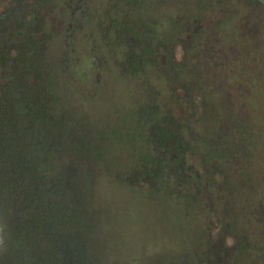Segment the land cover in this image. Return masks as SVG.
<instances>
[{
    "label": "trees",
    "instance_id": "1",
    "mask_svg": "<svg viewBox=\"0 0 264 264\" xmlns=\"http://www.w3.org/2000/svg\"><path fill=\"white\" fill-rule=\"evenodd\" d=\"M55 1L0 0V219L28 243L29 263L70 264L73 230L88 222L53 170L64 129L83 155L118 164L129 154L120 181L149 176V189L184 220L176 248L186 244V256L166 264H264V0ZM99 39L141 94L113 107L95 143L74 133L88 118L65 108L59 71L72 79L85 65L107 78ZM96 76L92 97L107 84ZM209 207L238 244L212 245V225L198 217Z\"/></svg>",
    "mask_w": 264,
    "mask_h": 264
},
{
    "label": "rangeland",
    "instance_id": "2",
    "mask_svg": "<svg viewBox=\"0 0 264 264\" xmlns=\"http://www.w3.org/2000/svg\"><path fill=\"white\" fill-rule=\"evenodd\" d=\"M98 45L100 56L107 62V67L113 69L107 78L104 73L100 74L102 75L100 78L99 70L84 65L81 67L82 72H74L77 74L76 78L74 75L72 79L68 75L65 77L68 72H62L59 83L60 88L66 87L70 92L65 108H74L83 117L88 118L75 128L74 133L84 134L95 143L100 141L97 133L102 128L101 120L106 119L108 124L116 114L113 107H120L121 103L131 106L134 99L139 93L141 94L139 81L120 74L121 69L115 61L117 54L112 51L114 47L102 43L100 39ZM262 48L264 49V46ZM51 49L55 55H59L63 49L62 41L58 37ZM260 52L259 58L264 57L262 53L264 51L260 50ZM261 61L264 62V58ZM96 72L98 78L104 79L107 84L103 94L92 97L90 91L94 83L90 82V79L96 76ZM82 83L85 84L81 85ZM61 133L62 136L57 139L58 151L55 154V169H53L57 175H54L61 180L62 194L77 203L87 213L88 220L83 232H78L80 226L77 227L76 232L73 230L75 236L73 241L76 242L77 248L75 249L72 245L73 241L69 240L70 249L68 252L66 250L64 257L76 258L80 261L90 258L92 264H166L165 261L169 259L181 260L186 256L180 253V249L186 244L181 245L182 248H176L177 243L181 242L180 234L184 232L179 231L178 226L184 220L175 217L173 206L165 203L152 192L146 184V178L140 174H128L127 182L120 181L121 176L117 173V169H123L124 173L131 170L129 164L133 159L129 154H120L118 164H115L116 161L106 163L83 155L75 149L73 140H77L78 136L71 140L69 139L71 134H67L64 129ZM81 141L79 139V144ZM145 184L146 186L143 187ZM215 212L209 207L208 211L198 213V217L200 219L202 217L205 223H211L212 245L227 250L232 245L238 244V240L231 229L216 226ZM60 229L64 234L68 230L64 224H60ZM187 250L188 247L185 251ZM198 264H215V262L200 257Z\"/></svg>",
    "mask_w": 264,
    "mask_h": 264
},
{
    "label": "flooded vegetation",
    "instance_id": "3",
    "mask_svg": "<svg viewBox=\"0 0 264 264\" xmlns=\"http://www.w3.org/2000/svg\"><path fill=\"white\" fill-rule=\"evenodd\" d=\"M61 37L59 38V40H61ZM60 56L61 55H56V58L59 60ZM61 67L62 66L58 68ZM59 72L64 71L60 70ZM148 177L149 176H147V178ZM74 246L76 249L77 245L74 244ZM31 253V249L27 242H24L23 240L19 239L15 240L14 238H11L9 235L6 234V231L4 230L2 221L0 219V264H30L28 258L31 257ZM71 254H73V252H71ZM81 261L83 262V259H81ZM79 262L80 259H70V264H79Z\"/></svg>",
    "mask_w": 264,
    "mask_h": 264
}]
</instances>
